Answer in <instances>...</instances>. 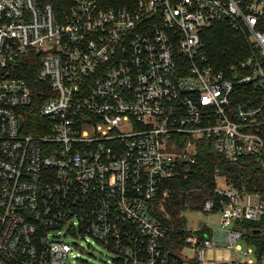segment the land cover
I'll use <instances>...</instances> for the list:
<instances>
[{"label": "built area", "instance_id": "built-area-1", "mask_svg": "<svg viewBox=\"0 0 264 264\" xmlns=\"http://www.w3.org/2000/svg\"><path fill=\"white\" fill-rule=\"evenodd\" d=\"M217 25L250 54L213 62L202 38ZM33 59L48 89L34 116ZM203 142L264 174V0H0V264L61 263L91 240L113 264H201L240 239L255 260L233 261L264 264V192L229 177L201 209L220 215L217 238L186 228L175 253L151 218Z\"/></svg>", "mask_w": 264, "mask_h": 264}, {"label": "trees", "instance_id": "trees-1", "mask_svg": "<svg viewBox=\"0 0 264 264\" xmlns=\"http://www.w3.org/2000/svg\"><path fill=\"white\" fill-rule=\"evenodd\" d=\"M203 41L205 49L217 65L224 67L250 54V38L243 31L232 30L226 25H217L205 30ZM233 58V59H232ZM239 58V59H240ZM36 59L28 62L21 70L20 77L28 80L34 90V105L30 108L32 116L37 113L48 92L47 86L38 81ZM229 177L234 188L248 192H264L262 167L253 158H244L236 163H228L217 155L210 142H203L197 154V163L187 178L168 180L165 187L169 197L161 202L155 200L151 206V218L167 231V245L179 250L186 244L190 233L186 231L184 212L189 208L201 211L205 201L212 194L215 176Z\"/></svg>", "mask_w": 264, "mask_h": 264}, {"label": "rangeland", "instance_id": "rangeland-1", "mask_svg": "<svg viewBox=\"0 0 264 264\" xmlns=\"http://www.w3.org/2000/svg\"><path fill=\"white\" fill-rule=\"evenodd\" d=\"M220 186L225 187L224 182H220ZM168 197H165L161 202L165 201ZM184 218L186 222V228L191 230H198L200 236L209 238L210 240L217 238L215 232L221 229L220 215L218 214H206L201 211L189 210L184 212ZM228 230H236L235 225L231 226ZM90 246L85 245L82 250L77 249L74 252L75 257L69 258V260L63 261L57 264H113L115 256L109 252L104 246L90 241ZM240 248V252L237 250ZM204 261L201 264H242L233 259H239L242 257L246 261H254L256 254V246L249 244L246 240L240 239L235 244L215 245L212 247H204ZM180 250V249H179ZM179 250H174L178 253ZM198 251H193L192 248L186 247L182 251L181 258L185 261L190 259H196ZM112 261V262H111Z\"/></svg>", "mask_w": 264, "mask_h": 264}]
</instances>
